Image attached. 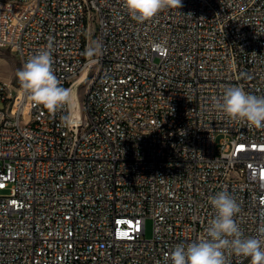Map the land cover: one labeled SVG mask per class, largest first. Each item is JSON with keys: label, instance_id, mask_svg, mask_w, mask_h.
I'll return each instance as SVG.
<instances>
[{"label": "built area", "instance_id": "1", "mask_svg": "<svg viewBox=\"0 0 264 264\" xmlns=\"http://www.w3.org/2000/svg\"><path fill=\"white\" fill-rule=\"evenodd\" d=\"M182 4L137 23L122 0H0L16 73L51 43L61 86L85 89L50 113L16 73L0 80V264H171L222 190L245 237L257 234L264 128L211 105L229 86L264 96V0Z\"/></svg>", "mask_w": 264, "mask_h": 264}, {"label": "clouds", "instance_id": "2", "mask_svg": "<svg viewBox=\"0 0 264 264\" xmlns=\"http://www.w3.org/2000/svg\"><path fill=\"white\" fill-rule=\"evenodd\" d=\"M129 16L137 23L153 19L166 9H180L182 0H122ZM158 48L161 44L156 45ZM52 44L30 57L16 75L23 93L36 105L50 113L71 102V92L61 86L53 71ZM99 45L89 47L85 55L96 54ZM212 109L233 120H243L249 126L264 128V96L247 93L239 86H229L219 97L212 98ZM65 126L70 120L65 116ZM214 218L205 228V234L187 245L176 246L164 259L171 264H231L230 257L250 258L251 264H264V224L257 234L245 237L235 217L240 208L232 195L222 190L210 198Z\"/></svg>", "mask_w": 264, "mask_h": 264}, {"label": "rangeland", "instance_id": "3", "mask_svg": "<svg viewBox=\"0 0 264 264\" xmlns=\"http://www.w3.org/2000/svg\"><path fill=\"white\" fill-rule=\"evenodd\" d=\"M17 59L13 54L0 51V80L11 81L15 80L14 76L16 70L18 69ZM84 87H77L75 91L71 94V97H75L79 103H81L84 96ZM145 238L150 239L153 236V221L147 219L145 223Z\"/></svg>", "mask_w": 264, "mask_h": 264}]
</instances>
